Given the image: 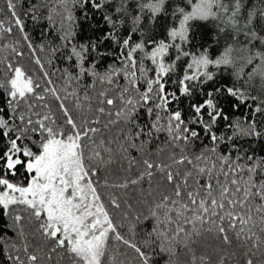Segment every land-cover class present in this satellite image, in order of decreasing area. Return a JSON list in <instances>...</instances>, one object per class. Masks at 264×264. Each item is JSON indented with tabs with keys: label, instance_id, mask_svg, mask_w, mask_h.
<instances>
[{
	"label": "snow or ice",
	"instance_id": "snow-or-ice-1",
	"mask_svg": "<svg viewBox=\"0 0 264 264\" xmlns=\"http://www.w3.org/2000/svg\"><path fill=\"white\" fill-rule=\"evenodd\" d=\"M0 212L10 264H264V0H0Z\"/></svg>",
	"mask_w": 264,
	"mask_h": 264
},
{
	"label": "trees",
	"instance_id": "trees-1",
	"mask_svg": "<svg viewBox=\"0 0 264 264\" xmlns=\"http://www.w3.org/2000/svg\"><path fill=\"white\" fill-rule=\"evenodd\" d=\"M28 29L31 31L32 25L29 23L27 25ZM36 33H33L35 35ZM257 152L260 151V146L256 145ZM8 222L7 217L3 216L2 212H0V235L4 236L5 238L11 236V232H9L6 228L3 226L6 225ZM14 238V237H13ZM0 264H10V262L7 260V249L0 247Z\"/></svg>",
	"mask_w": 264,
	"mask_h": 264
}]
</instances>
